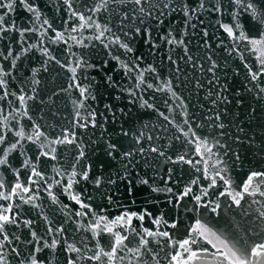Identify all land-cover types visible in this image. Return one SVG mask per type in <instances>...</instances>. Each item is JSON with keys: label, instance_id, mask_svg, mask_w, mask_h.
<instances>
[{"label": "water", "instance_id": "water-1", "mask_svg": "<svg viewBox=\"0 0 264 264\" xmlns=\"http://www.w3.org/2000/svg\"><path fill=\"white\" fill-rule=\"evenodd\" d=\"M36 3L43 13L41 20L35 23L37 28L42 23L44 16L57 30L64 28L70 30L71 27L79 23L73 19L65 24L68 14L62 0H36ZM91 3L92 0H77L76 7L83 11L81 6L91 5ZM221 3L222 15L203 13L201 19L204 20V24H198L195 34H193V30L189 29V33L185 37L193 62L199 58V64L196 67H193V62H189L186 57L183 60L180 59L184 55L183 49L176 46H171L175 48L171 55L176 60V64L168 61L170 46L159 39L166 33L169 26L168 21L182 22L181 14L166 17L165 25L161 26L159 30L153 29V36L159 45V49L155 52H150L149 47L139 37L132 41L134 53L125 54L124 50L118 46L110 45L106 48L105 44L108 41L105 40L104 43H101L100 40L95 39V35L98 33L94 27L72 33L77 40L83 41L82 44L73 41H69V44L52 43L48 37H51L53 33L49 30L47 36L44 37V46L56 59L51 60L39 50L31 49L27 54L21 55V58L16 62V67L12 70V77L15 79H9L10 89L16 90L19 94V89L23 86L24 91L34 97L27 100L26 103L28 117H31V120L22 115L23 109H21V113L15 112L14 108L9 109L26 130H31L34 122L49 138L60 135L64 130H67L69 134L75 133L73 143L56 145V160L41 158L39 167L45 171L50 183L52 178H61L56 176V169L61 172H71L80 148L85 151L88 162L93 163L91 173L93 178L101 175L106 176L110 172L114 174L116 169L121 168V165L118 158L115 161L111 160L102 151L101 133H104L105 139L110 138L113 141H118L124 146L123 150H126L132 144V137L131 135L127 137L120 135L121 128L129 133L143 132L144 135L138 147H143L144 152L135 157L137 163L135 170L132 171V177L138 179L147 175L151 178L150 184L154 180V186L161 189L172 188V193H154L148 186L139 185L133 188V195L129 196L124 183H120L118 187L104 183L96 187L91 181H81L73 186V191L79 192L85 203H90L98 214L106 216L109 221L121 215L125 209L139 212L142 208L147 207L153 216L163 214L169 224L175 222L176 227L159 226L160 231L169 232L171 239L150 238V246L154 252L159 253L157 257L159 264H169L171 256L176 252H181L183 257L187 258L190 253L184 252L179 245L189 236L194 237L197 241L190 246L191 249L197 251L202 258L191 262V264H220L222 257L214 255L217 249L213 248L208 240L193 232L197 221L211 229L216 236L228 240L230 243L245 241L249 249L256 244L264 243V217L259 216V213L264 211V196L246 194L241 200V204L237 206L230 195H220L225 189H229L233 194L242 191L253 172L264 173V72L261 71L264 68V64L261 63L264 60V44L254 45L251 43L252 40H261L264 37V25L254 22L251 16L236 5L233 0H221ZM124 7L131 9L132 5L110 4L109 10L97 13L95 19L99 20L101 24L108 23L114 33L120 34L118 29L122 12L119 10ZM234 13H239L237 19L248 39L233 41L221 27V24L234 22ZM10 18L23 27L33 26L31 14L19 7L10 13ZM128 23L125 21V31H127ZM172 26L181 28L182 23ZM204 28L209 33L207 40L211 44L210 50L202 47L204 38L201 30ZM38 37V32L28 34V40L24 47L36 43ZM9 38L13 42L14 52H19L20 46L15 43L18 34L15 32L7 34L5 39L0 41V51H4L6 54L5 45ZM122 39L126 38L122 36ZM217 45L220 46L217 47ZM71 53L75 55H71ZM206 54L211 55L219 65L215 70L219 83H216L213 74L207 70L210 63L205 59ZM113 56H120L121 60L143 56V60L138 62L141 68L147 65L156 68V73L146 72L145 77L160 87L170 81L176 95L166 90L149 89L144 94V98L154 105L153 108H141L139 103H128L129 97L126 93H122L120 88L130 86L134 80L130 81L124 75V69L120 68L118 62L112 59ZM77 59L82 60L85 65H91V67L82 65L77 69L75 75L77 82L82 85L92 84V91L96 98L95 100L89 99L85 103L97 112V127L95 128L75 126L76 102L81 97L78 89L69 88V85L73 83V73L67 65L75 66ZM45 61L47 62L45 63ZM56 61H60V63ZM0 64L5 69L10 67V61L0 60ZM252 73H259L256 80H252ZM106 75H111L118 87H110L106 82ZM157 75L159 79H155ZM209 81L212 83L210 84ZM222 85H227L226 91H221ZM33 88L35 92L32 91ZM209 92L212 94L209 95ZM217 92L220 93L219 99L216 95ZM116 96H120V99L117 100ZM223 97H227V100H224ZM8 99L13 101L14 107H20L14 97L10 96ZM213 100H216L215 104L212 103ZM0 104L8 107L7 101H0ZM107 104L113 106V111L116 112L115 120L112 118V113L106 110L105 105ZM121 108L127 115L118 111ZM80 111L82 116L86 115V109H80ZM100 113L108 117L107 122L103 121ZM217 114H219V119L216 118ZM101 123L104 124L103 129L100 127ZM221 123L224 125L223 128L218 127ZM241 128L243 131H240ZM9 137L12 138V133H9ZM25 147L29 149V156L36 152V146L31 143L26 144ZM153 147L158 151L152 152L151 148ZM12 156L13 167L20 168L22 158L18 153H13ZM180 156H183V161L178 160ZM189 160L192 161L191 164L186 162ZM197 161L199 163H196ZM102 162L105 164L104 169L98 167ZM205 169L211 176L220 172L229 181V185H225L223 180L216 177V185L209 188L208 185L211 181L204 178ZM28 175L27 170L21 169L20 180L26 183ZM197 178H199L198 183L191 185L192 193L180 200L177 206L176 196ZM3 179L6 185L5 194H8L10 186L14 185L16 180L11 172H4ZM257 184L260 185V190L264 191V176L253 179V188ZM45 187L46 185L41 182L38 187L33 188V192L38 196L33 203H24L23 200L13 197L11 201L0 199V205L6 207L12 203L13 212H19L21 220L30 219L33 221L32 227L38 235H45L49 224L53 228L63 227V237L69 243L75 242L78 247L82 248L81 253H71L73 257L93 255L98 250L97 242L100 247L109 250V245L114 242V237L107 232L100 231V235L94 239L91 232L81 229L80 225L87 224L93 217L74 215L79 210V205L63 191L62 185L53 184L51 191L56 197L55 201L44 190ZM203 189H207L208 194L202 196L201 202L197 204L193 196L202 195ZM105 193L112 194L111 201L107 199ZM23 195L26 197L28 194ZM88 196H91L92 199L87 200ZM132 200H135L134 204L131 202ZM217 204L219 207L216 212H213L211 209ZM141 224L146 228L154 230L157 228L148 217H145L143 222L132 221V225L137 231H140ZM10 230L20 235L21 241L31 239L29 230L23 226L19 229L13 226ZM115 231H120L121 234L128 236V239L124 241L127 247L137 246L139 238L135 233L114 226ZM208 239L214 240V237L209 235ZM236 246L241 247V244L237 243ZM18 247L27 254L32 246L18 243ZM63 247L62 243L54 254L48 249H44L38 254V257L42 258L45 264H49V261L51 264H65L69 254L64 252ZM205 248L208 249L207 252L203 251ZM121 254L125 259H117L116 264H129L130 257L131 264H139L131 253L121 250ZM144 259H148V257L145 256ZM12 264H16L15 260ZM80 264H100V262L85 259L81 260ZM149 264H156V261L149 260Z\"/></svg>", "mask_w": 264, "mask_h": 264}, {"label": "snow or ice", "instance_id": "snow-or-ice-1", "mask_svg": "<svg viewBox=\"0 0 264 264\" xmlns=\"http://www.w3.org/2000/svg\"><path fill=\"white\" fill-rule=\"evenodd\" d=\"M65 6L66 13L68 14L67 20L71 21L75 19L79 23L63 30H57L52 23L49 22L46 16L43 17L42 23L39 24V28L35 27V23L41 20L43 13L40 10V6L36 3V0H0V41L5 39V36L9 33L15 32L18 34V39L15 41L17 45L20 46L19 52H14L13 42L9 38L6 48V54L4 51H0V60L10 61V67L5 69L2 64H0V101H7L8 107L0 104V199L11 201L13 197H17L23 200L24 203H33L38 196L33 192L34 187H38L41 182L46 185L45 191L48 195L52 197L53 201L56 200L55 195L52 193L51 189L53 184L62 185L63 191L67 193L71 200L75 201L79 205V210L74 213L77 217H93L87 224H81L80 228L86 232H91L93 238L95 239L100 235V231L107 232L114 237V242L109 245V250H105L104 247H100L97 242V251L91 255L75 256L73 257L71 253H81L82 248L78 247L75 242L69 243L66 238L63 237L64 228H53L52 225H48L45 235H38L33 229V221L30 219L21 220L19 212H13V204L9 203L6 207L0 205V264H12L15 260L16 264H45L42 258L38 257L44 249H48L51 253H55L56 249L63 243V250L68 253L67 260L65 264H80L81 260H91L98 261L100 264H116L117 259L124 260L125 257L121 254V250L131 253L139 262V264H149V260L156 261L159 253L154 252L153 248L150 246L151 240L156 237L171 239L168 231H160L159 226L163 225L165 227H176V223L173 222L169 224L167 220L164 219L163 214L159 216H153V213L148 210L147 207L142 208L141 211H125L116 217L114 220L109 221L106 216L98 214L91 206L90 203H85L84 199L81 198L79 192L73 191V186L83 182L91 181L96 187H99L102 183L106 185H117L124 183L127 188V194L129 196L133 195V188L135 186L144 185L148 186L151 192H168L172 193V188H159L154 186L155 181L153 180L150 184V179L145 175L144 177L136 178L132 177V171L135 170L137 161L135 160L136 155L142 154L144 152L143 147H138L140 145L141 139L143 138V132L139 133H129L121 128L120 135L132 137V144L126 150H123V145L118 141H113L110 138L105 139L104 133H101V138L103 139L102 151L111 160H117L121 165V168L116 169L115 173H108L106 176H96L92 177L93 163L88 162L86 153L83 148H80L79 154L76 157L75 164L72 166L71 172H61V170L56 169V176L61 177L60 179L52 178V182H49V178L46 177L45 171L41 170L39 167L41 158H46V160H56V145L73 143L75 140V133L69 134L67 130L61 132L60 135L54 138H49L45 132L40 130V126L33 122L31 130H26L25 126L12 115V111L15 110L17 113L31 120L28 117V112L26 108L27 100L33 99L34 97L28 95L24 91V87L21 86L19 89V94L16 90L10 89L9 79H15L12 77V70L16 67V62L21 58V55L27 54L31 49L39 50L43 55L51 60L56 58L51 55L49 49L44 46V37L47 36L49 30L53 33L48 39L52 43L63 42L69 44V41H73L77 44H82V40H77L72 33L85 28L94 27L97 30L95 39L100 40L104 43L105 40L108 43L105 47L118 46L120 49L124 50L125 54L134 53V47L132 46V41L138 37L142 39L143 43L149 47L150 52H155L159 49V45L156 43V39L153 36V29L159 30L161 26L165 25L166 17H172L174 15L183 16L181 21H168V28L164 35H161L159 39L163 41L164 44L169 47V55L167 60L172 64H176V60L173 59L171 52L175 51V48L171 46L180 47L183 49L184 55L180 57L183 60L185 57L189 62H193V57L189 54L188 44L185 42V37L189 33V29L195 30L198 24L203 25L204 20L201 19L203 13H216L219 15L223 14V7L221 0H92L91 5L84 4L83 11L76 7L77 0H62ZM233 2L240 6L244 12H247L251 19L264 25V0H233ZM127 5L131 4V9L124 7L119 10L122 12V18H120V28L118 29L120 34H116L112 31V28L108 23L101 24L99 20L95 19L97 13L107 12L109 6L115 4ZM19 7L23 11L31 14V23L33 26L23 27L18 25L14 19L10 18V13L15 11V8ZM115 10V9H113ZM87 13V15H86ZM239 13H234L232 24H221L224 32L227 33L228 37L233 41H238L241 39H248L245 32L242 30V25L237 19ZM7 18V19H6ZM125 21H128L127 31H125ZM193 21H196L195 23ZM176 23H182L181 28H174L172 25ZM203 42L202 47L206 50L211 49V44L208 42L207 37L209 35L206 28L202 29ZM38 32L39 37L36 43L29 44L24 47V44L28 40V34ZM122 36L126 39H122ZM223 42L221 41V44ZM252 44H264V37L261 40H252ZM220 45H217L219 47ZM70 47V46H69ZM71 55H75L71 53ZM112 59L116 60L119 67L124 69V75L128 77L130 81L134 80L130 86L121 87L120 91L126 93L129 97L128 103L136 104L139 103L141 108H153L154 105L149 103L148 99L144 98V94L149 89H154L156 91H169L173 95H176L171 87V82L167 81L162 87L155 85L149 79L145 77V73H156V68L152 65H147L144 68L140 67L139 61L143 60V56H135L132 59L121 60L120 56H113ZM205 59L209 61L210 67L207 69L213 74V79L216 83H219L218 77L215 75V70L219 67L217 61L212 58L211 55L206 54ZM47 61H45L46 63ZM60 63V61H56ZM264 64V60L261 61ZM199 64V58L193 62V67ZM85 65L80 59H77L75 66L67 65L70 71L73 73V83L69 85V88H76L79 90L81 99L76 102V112H75V126L81 128H88L89 126L95 128L97 127V112L92 109L90 105H86V101L89 99L95 100V95L92 91V84L82 85L77 82L76 72L78 68ZM64 66V65H62ZM202 67V65H200ZM179 71V68H177ZM251 71V70H250ZM264 72V68L261 69ZM35 74V72H34ZM259 73H252V80H256ZM95 79V78H93ZM155 79H159L157 75ZM106 82L110 87H118L117 82L113 80L111 75H106ZM38 83V81H35ZM211 84L212 81H209ZM227 85L221 86V91H226ZM35 92V89H32ZM212 93L209 92V95ZM217 98H220V93L217 92ZM14 97L16 101L19 102L20 107H14L13 101L9 100V97ZM117 100L120 96L115 97ZM227 100V97H223ZM238 103L240 101H237ZM213 104L216 100L212 101ZM107 111L112 113V118L115 120L116 112L113 111V106L111 104L105 105ZM80 109H86V115L82 116ZM121 114L127 115L123 108L118 110ZM163 115V113H160ZM104 122H107L108 117L104 116L103 113L99 114ZM217 119H219V114H217ZM167 119V117H165ZM15 121V123H12ZM186 122V121H185ZM100 127L103 129L104 124L101 123ZM218 127L223 128L224 125L221 123ZM106 132V129H104ZM240 131H243L241 128ZM9 133H12V138L9 137ZM151 139V137H148ZM237 139H239L237 137ZM31 143L36 146V152L32 156L28 155L29 149L25 147L26 144ZM206 143V142H205ZM152 152L158 151L156 148H151ZM210 152L211 149L209 148ZM13 153H18L21 157L20 168H14L12 165ZM163 155V153H160ZM239 158V157H237ZM183 156L178 157V160L183 161ZM83 161V163H82ZM187 163H192V161H186ZM196 163H199L197 161ZM219 163V161H218ZM100 169H104L105 164L102 162L98 166ZM21 169L27 170L29 175L27 177V182H22L20 180ZM199 171V169H197ZM4 172H11L15 177V184L10 186V191L5 194L6 185L3 179ZM171 172V170H169ZM205 179L211 181L208 185L209 188L216 185V177H219L224 181L225 185H229V181L217 172L215 176L208 174L207 169L204 170ZM139 174L137 173V177ZM264 176V173L253 172L248 178V182L243 186L242 191L235 192L233 194L229 189H225L220 195L228 194L231 196L233 202L239 206L241 200L247 194L249 196H264V191L260 190V185L257 184L253 188V179L255 177ZM115 177V178H114ZM131 177V178H130ZM170 178V177H169ZM199 178L191 181L190 185L185 187L183 192L176 196V204L179 205V201L184 197L192 193L193 189L191 185L197 184ZM135 181V183H134ZM230 187V186H229ZM23 194H28L26 197ZM207 189L202 190V195H194L193 199L199 204L202 200V196H207ZM109 201L112 200V194L105 193ZM87 200H91V196L86 197ZM133 204L135 200L131 201ZM171 203V200L169 201ZM211 203V202H209ZM19 207V205H17ZM67 208V206H65ZM219 205L217 204L211 210L216 212ZM260 217H264V211L259 213ZM145 217L151 220V223L157 228L151 229L146 228L143 224L140 225V231L132 225L133 220L143 222ZM46 219V218H45ZM20 228L23 226L29 230L31 239L27 241H21L20 235L16 232L10 230L11 227ZM114 226L130 230L132 233L139 238L137 246L134 248L127 247L124 241L128 239L126 234H121L120 231L114 232ZM193 232L198 233L208 243L212 244L213 248L217 251L214 253L215 256L222 257L220 264H264V243H259L252 246L250 249L246 246L245 241H237L235 243H230L228 240L221 239L216 236L211 229L207 228L197 221L196 228ZM209 235L214 237V240L208 239ZM26 243L31 245V250L25 254L19 247L18 243ZM159 243V241H157ZM197 243L196 239L189 236L188 239L183 240L179 247L183 249L184 252L190 253L187 258H184L181 252H176L173 254L169 260V264H191L195 260L202 259L197 251L191 249V245ZM237 243L241 244V247H237ZM175 246V245H173ZM222 249V250H221ZM207 252L208 249H203ZM147 256L148 259H144ZM51 264V261H49ZM129 264H131V257L129 258Z\"/></svg>", "mask_w": 264, "mask_h": 264}]
</instances>
